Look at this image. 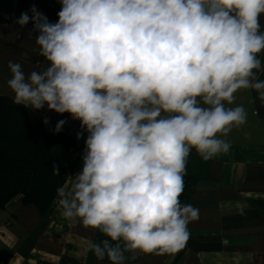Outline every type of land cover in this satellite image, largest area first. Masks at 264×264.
Segmentation results:
<instances>
[{
    "label": "clouds",
    "instance_id": "1",
    "mask_svg": "<svg viewBox=\"0 0 264 264\" xmlns=\"http://www.w3.org/2000/svg\"><path fill=\"white\" fill-rule=\"evenodd\" d=\"M57 2L55 22L35 4L15 21L33 25L48 66L25 75L9 61L7 87L17 105L79 121L77 140L87 133L81 170L56 192L61 215L106 237L89 242L98 261L175 254L200 218L179 199L191 151L229 152L218 134L247 120L243 105L225 107L239 89L264 102V0Z\"/></svg>",
    "mask_w": 264,
    "mask_h": 264
},
{
    "label": "crops",
    "instance_id": "2",
    "mask_svg": "<svg viewBox=\"0 0 264 264\" xmlns=\"http://www.w3.org/2000/svg\"><path fill=\"white\" fill-rule=\"evenodd\" d=\"M33 4L50 21L57 20V0H0V95L13 100L7 87L9 61L20 63L25 75L48 66L36 34L15 23ZM260 22L264 31V15ZM258 58L264 65V52ZM254 71L257 80H264V68ZM234 98L225 107L243 105L247 120L233 125L227 136L218 134L231 144L229 152L204 161L193 149L187 159L186 174L196 183L186 204L200 214L188 224L187 243L177 253L163 256L125 253L124 264H264V102L252 89H239ZM33 111L54 126L66 120L62 131L69 135L76 137L81 131L80 122L67 113L48 111L47 106ZM81 168L80 158L74 171ZM73 182L68 176L62 187ZM56 200L57 196L43 212L15 198L0 207V264H110L107 257L98 261L89 249L90 241L106 237L98 229L65 219Z\"/></svg>",
    "mask_w": 264,
    "mask_h": 264
},
{
    "label": "trees",
    "instance_id": "3",
    "mask_svg": "<svg viewBox=\"0 0 264 264\" xmlns=\"http://www.w3.org/2000/svg\"><path fill=\"white\" fill-rule=\"evenodd\" d=\"M44 120L30 108L0 95V207L20 196L23 202L45 211L80 160L85 139L77 140L63 131L55 133L53 123L46 125ZM53 165L59 168V175H54ZM195 183L184 175L179 197L182 205Z\"/></svg>",
    "mask_w": 264,
    "mask_h": 264
},
{
    "label": "built area",
    "instance_id": "4",
    "mask_svg": "<svg viewBox=\"0 0 264 264\" xmlns=\"http://www.w3.org/2000/svg\"><path fill=\"white\" fill-rule=\"evenodd\" d=\"M26 27H27L28 29H31L33 26H32V25H27ZM75 174H76V172L73 171V172L69 175V177H73ZM15 199H20V196H16ZM56 201H57V200H56Z\"/></svg>",
    "mask_w": 264,
    "mask_h": 264
}]
</instances>
